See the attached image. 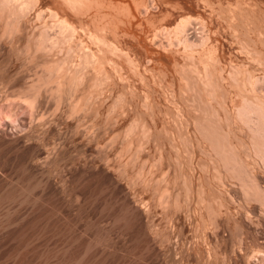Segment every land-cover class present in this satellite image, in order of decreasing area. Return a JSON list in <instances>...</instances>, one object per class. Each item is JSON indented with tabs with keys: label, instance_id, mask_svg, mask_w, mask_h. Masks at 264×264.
<instances>
[{
	"label": "rangeland",
	"instance_id": "1",
	"mask_svg": "<svg viewBox=\"0 0 264 264\" xmlns=\"http://www.w3.org/2000/svg\"><path fill=\"white\" fill-rule=\"evenodd\" d=\"M183 1L186 3L184 6L179 5L178 0H167L164 5L172 13H185L182 21L191 23L189 33L196 36L203 33V24L208 25L212 17L219 20L226 29L223 28L225 36L218 42L219 55L226 50L236 63L233 65L253 66L255 74L261 76L263 66L258 62L250 64L247 55L236 44L237 40L229 37V31L236 27L231 28L227 14L235 8L241 22L243 8L253 4L254 12L249 19L255 21V29L260 26V31L254 29L249 22L251 20H242L253 29L250 35L260 38L264 29V0H194L198 4L191 0ZM47 4L42 7L44 21L51 20L53 10L51 4ZM104 6L107 13V5ZM115 7H111V11L108 9L115 15L109 16V26L113 25L114 19L116 28H119V20L123 22L121 24L125 26L119 24L121 36L123 28L131 30V26L127 23V16L119 17L124 13L123 9ZM97 10L99 12L95 8ZM102 11L94 15L101 16ZM33 16L35 29L41 21ZM99 16L97 24L102 20L107 22V16ZM146 16L139 14L135 20L137 25L131 31L135 37H123L131 54L118 56L120 61L123 56V65L132 57L131 61H136L131 62L132 65L136 63L138 66L135 64L133 67L130 60L124 65L125 71L130 69V72H125V79L129 78L130 82L124 80L118 87L123 90L128 83L123 91L127 92L129 101L133 99L134 102L127 103L133 104L135 109L132 107L123 114H116L108 106L99 111L94 108H84L86 112L75 109L82 96V92L77 90L80 88L75 87L73 92L67 91L61 97L52 81H40L46 67V55L38 53L34 58V54L29 53V44L34 40L29 35L32 29L25 26L26 31L13 36L4 37L0 33V264H264V165L255 161V157L253 160V156H247V132L235 128L232 142L248 164V171L251 166L252 173L249 174L252 180L259 178L256 180L261 183L260 188L262 186V190L258 188L261 191L253 193L245 189L243 180L231 178L225 171L220 172L218 167H214L208 142H204L192 125L189 132L179 128L181 125H175V103L181 106L183 99L189 102L182 95L184 86L177 81L169 82L173 92L162 83L170 77L163 65H155L152 58L147 64L138 60L141 53L152 57L151 47L146 43L150 37L149 27L154 28L158 23L166 27L173 16L170 13L157 15L156 22L152 20L153 26H149L150 21L147 24ZM94 24H88L89 28L93 27L91 30L98 28ZM114 26L109 28L112 33L116 30H113ZM176 26L170 27V31H174ZM249 29L248 32L251 31ZM110 32L107 31L109 38L115 41L118 34L115 36L114 33L118 31L113 35ZM87 34L84 33L83 38L86 44L89 42ZM173 38V43L167 47L168 52L158 54L159 57L166 58L171 52L183 49L174 35ZM167 39L165 34L159 35L157 43H167ZM93 43L90 41L82 47L89 46V49ZM252 45L264 53L261 43ZM112 53L110 57H113ZM53 55L58 56L56 53ZM116 55L114 59H118ZM139 68L141 74L146 70L148 77L144 73L146 78L141 75ZM152 72L158 73H154L157 81L152 79ZM165 72L169 77H165ZM160 74L163 76H157ZM152 84L155 87L153 85L152 88ZM132 86L136 92L131 90ZM128 88L134 94L126 91ZM249 91L247 89L244 93ZM145 94L151 98L155 94L153 99L156 97L167 107L163 108L161 115L169 125L163 121L151 131L144 130L143 122L148 119L147 110L143 108L147 98ZM181 95L184 97L182 100ZM242 96L241 92L235 93L237 100ZM205 103L203 107L205 105V109L213 113L212 107ZM90 109L92 112L87 113ZM182 110L183 115H193ZM3 115L7 117L2 118Z\"/></svg>",
	"mask_w": 264,
	"mask_h": 264
},
{
	"label": "bare ground",
	"instance_id": "2",
	"mask_svg": "<svg viewBox=\"0 0 264 264\" xmlns=\"http://www.w3.org/2000/svg\"><path fill=\"white\" fill-rule=\"evenodd\" d=\"M155 1H157L158 4H155L156 3ZM166 1L167 0H146V5H144L143 3L145 2L144 0L143 2L142 1L138 2L137 0H133L131 2H129V0L127 1L126 0H44V1L42 0V2H39V0L38 1L37 0H0V33L4 37L8 35L13 36V34L20 33V31L22 30L26 31L25 26H28L27 27L28 29L29 28L32 29L33 32H31V34L29 35L30 36L32 35L31 37H33L34 40L32 42L30 41L31 44H29V47H28L30 51L29 53L31 55L34 54V58H36V55L38 53H43L44 55L47 56V57L46 56L44 57L46 58V61H45L46 67H45V70L42 76L39 78L40 81L42 79H43L42 80L43 82L47 81L45 83H48V80H49V83L50 81H52V83H54V86L56 87L57 92L61 95V97H63V95L66 94L67 91L71 92L72 89L75 87L80 88L77 90L82 92L81 93L82 99L80 98V102L78 101L79 103L77 105L75 104L76 106L74 105L75 109L83 110L84 108H92V109L94 108L97 111H99L104 106L105 107L108 106L110 110L112 107V110L114 109L116 114H121V113L123 114V112H126L133 107V104L132 105L129 104L133 99L131 98L132 100L129 101L128 98L130 97L127 98L126 97L127 92L123 91L125 90V88L128 87L127 85L130 82L128 80L129 78L125 79L127 78L125 72H130V69L129 71L128 70L125 71V69L127 68H125L124 65H126V62L129 60H130L129 63L136 62V61H131L132 57L129 60L127 59L124 65H123V62H121L123 60L122 59L123 56L120 57L121 61L119 60L118 58L119 54L124 53L123 55L127 54V56H129L128 54H131V52L130 53L128 52V50L131 51V49L129 48L128 50L126 49L127 43L125 42L123 37L124 35H131L132 37H135L134 33L131 31L134 28V26L137 25V23H135V20L137 19L139 14L140 15L146 14L147 24L150 21L151 23L149 22L150 23L149 26H151L153 24L152 20L153 21L154 19L156 20L158 17L157 15H160L163 13H170V15L173 16V18L172 20L168 22L166 27L159 26V23H158V26L154 23V25H156L154 26V28L149 27L148 36L150 37L146 41V43L148 44L149 47H151L150 54L152 57H146V55L142 53L140 54V58H139V55H136V54L134 55H136L137 58H139L138 60L140 63L143 62L147 64L149 62L148 59L152 58L154 59L155 65L157 66L163 65L167 70L166 72H169L168 74L170 75V77L165 72L166 73L165 77L168 76L169 78L165 79L164 81L160 77L159 79H161L162 83H164L166 86L169 87L168 83L169 82L173 83L174 81L179 82L180 86L182 87L184 86L183 89L185 90L184 91L185 93H183L182 91L183 94L182 93L180 94H182L183 96H186L185 98L189 99V102L187 103L188 100L186 101V99H183L187 103V106H186L185 101H183L186 106V107L184 106L183 108L181 106L184 104L181 103L182 105L180 106V104L175 103L173 107L174 108L173 112L175 111L177 113V114L175 113L177 116L175 120L173 119L175 121L173 122L175 123L176 126L181 125L179 127V128L182 127L181 129H188L189 126L192 125L201 134V136L204 139V142L205 143L208 142V145L210 146V149L212 152L211 159L213 161L214 167L215 168L218 167L220 172L225 171L227 174L231 176V178L233 177V178H238L240 180H243L244 183L243 182L242 183L244 185L243 184L242 185L245 187V189H248L249 191H252L253 193L258 192V190L261 191L262 190L261 189L262 186L260 188L261 183L257 181L259 180V178L258 179L256 178L257 179L256 180L254 178L255 176L253 177L259 183V185H257L256 181L254 179L252 180V178L250 177V174L252 173V171L250 173L251 166L248 171V164L245 163V161L241 158L242 156L240 157L239 154L241 153L238 150V146L235 147V145L233 144L234 142H232L233 130L234 132H236L237 130V129L235 130V128H238V130L240 128H241L240 130H245L247 132V137H248L247 140L249 141L248 143L249 147L247 144L249 154H247V156L248 157L253 156V160L256 159L255 161L259 163L261 162L262 165H264V86H263L264 85V72H263L264 71V56H263L264 53L263 51H261L262 49L260 50L259 48H256V45L255 46L252 45L254 43H261L262 46H264V29L262 28L263 30H262V35H261V33L258 32L260 31L259 29L260 26L259 28H256L257 30L259 29L256 32H258L261 35L260 38L255 37L254 35L251 36L250 33L251 32L253 33V29H251V27H249V25L245 23V21L242 20V19H246V20L249 19L251 17L250 15L252 14V12H254L253 8H251V6L253 5L251 3L252 1L250 2V4H252L251 6L250 5L248 7L245 6V8H243V11L242 9H240V11H242L240 14L242 15L243 13V18L240 19L241 22L238 21L239 18H238V14L235 8H231L229 10L227 14V18L230 21V25L232 26L231 28L233 29V27L234 28L236 27L235 30L229 31V35H230L229 37L233 40H237L236 44H238L240 50H242L247 55L250 64L252 65L257 64L258 62L259 65L263 66V71H262L263 74L261 73V76H258L257 74H255L256 72L255 70H253V66L252 68L251 67L246 68V66H243V65L242 66H239L238 64L233 65L236 63L234 62L232 57L227 55L228 52L226 50H223L222 53H224V55L221 53L223 57L222 58L220 57L221 54L219 55L220 51H218L220 50V45L218 44V42L223 35L225 36V33H224L225 28L223 27L224 26L223 23L220 24L219 20H216L215 18L212 17L211 19L213 20H211L208 25H206V23L203 24V30H204L203 33H201V35L196 36L195 34L189 33L191 23L188 21L186 22L182 21V18L185 15V13L184 14L172 13L170 10L165 8L164 3ZM190 2L198 4V2L194 0L193 1L191 0ZM47 3L51 4L50 6H52L53 10L51 12V17H50L51 20L48 19L49 21H44L42 20L43 19L42 18L43 17L42 7L43 6L45 7V5L43 4H47ZM138 3L140 4L143 3V4L139 5ZM177 3L182 6L186 4L183 0H178ZM215 4L216 3H213V5ZM106 5H107L106 9L108 11L107 13L104 12L105 9H103L102 7L104 6L105 8ZM115 5L116 7L122 8L125 13L124 14L120 12L121 14H119L120 16L119 15L118 16L119 17L127 16L126 17L128 18L127 23H129L131 26V30H129V28L128 30L127 29L124 30L123 28L124 31L122 30L121 32L123 33L122 34L123 36L121 35L122 38L119 34L120 33L119 24L123 22H121L119 19H116L120 21V22L118 21L119 28H116L117 25L115 24L117 21H115V24H114L115 19L113 18L114 20L112 19L113 21L111 22L113 23V25H111V27L109 26L110 23H109L108 18L109 16L114 15L113 13L109 12V10L110 11L113 10V8L111 7L113 6L115 7ZM100 6L102 7V9H100ZM95 8H98L99 12L103 10L102 12L105 13L106 15L105 14L103 15V13L101 14V16L96 15V14L94 15V13L96 12ZM256 10L258 11V9ZM115 13L117 15V12ZM32 14L34 15L32 18L38 19L39 22L41 21L40 25L36 23L38 26L35 29L32 26L33 25L32 24L33 21L31 19ZM102 15L107 16L106 17L107 22L106 20L103 21L101 18L102 21L98 20L101 22L97 24L98 22L96 19H98V16L103 17ZM121 19H123V17ZM251 21L249 22L252 23L253 25L255 21L254 22L253 21L251 22ZM90 23H95L98 28H96L95 30H91V28L93 27L89 28L88 24ZM34 24H35V21H34ZM245 24H247L248 27L251 29L250 32H248L249 28H246L247 25L245 26ZM174 25H177V26L174 29V31L171 32L170 27ZM39 26H41L40 29L38 28ZM112 26L115 27V28L113 27V30L116 29L114 32L118 31L116 33L113 32L115 36L118 34V36H116V39L112 38V39H115V41L111 40L110 39L111 37L109 38L110 34L108 35L107 33V31L110 32L109 28H112ZM122 26H125V25L123 24ZM254 29H255V26H254ZM96 30H98L99 32L98 31L96 32ZM83 31L85 34L88 33L87 35H89L88 36L89 39L87 38L89 42L87 44L84 43L85 40L83 39L84 38ZM113 33L111 35H113ZM162 34H165L168 37L167 43L164 41H162L161 43H157V37ZM227 34H228V31H227ZM173 35L177 38L178 42L181 43L183 49L180 51H176L175 53L171 52L172 54L167 56L166 58L159 57L158 54L162 55L168 52L167 47L173 43V39H174ZM90 41L95 42L93 43V46H95L94 44H97V46L96 47L92 46L93 47L92 48L90 45L89 49H87L89 46L82 47L83 44L88 45ZM113 50H115L114 53H116L117 55L112 53ZM54 53H56V55L58 56L54 57L53 55ZM111 53L113 54V57H110ZM114 55H116L118 59H114ZM136 56H134L135 59H136ZM154 57H158V58L155 59ZM126 58H130V57H126ZM163 61H166V62L164 63ZM135 64L136 63H134L133 65L135 66ZM135 67L138 68L137 64ZM154 70L157 71L155 68H153V71ZM139 71H141L140 68L138 69V72ZM138 72H135V73H138ZM145 72L146 70H144V72L142 71V74L141 72L139 73L141 75H143L144 73V75L147 76V73ZM163 72L161 73V70H160L161 74H163ZM152 73L153 74L150 73V75L154 77V73L156 74L157 72H152ZM161 74L157 76H161ZM127 75L129 76V74ZM143 76H141V79L143 78ZM149 77L152 78L151 76ZM155 77L152 79L155 80L156 79ZM157 79L155 81H157ZM124 80L126 81L128 80V83L126 85L127 87L124 86L123 90H120L119 89L120 87L118 86ZM142 80H145V79L143 78ZM146 80H148V78ZM153 80L152 81L150 80V82H153ZM150 82H147V84ZM156 83L154 84L157 85ZM41 84L44 85V83H41ZM130 84L132 85V83ZM130 84H129V87L131 86ZM154 84H152L151 87ZM158 84H159V80H158ZM132 88L133 86L131 87V90L134 91V88L133 89ZM170 89L174 92L172 88ZM247 89H250V91L247 93H244ZM128 90L130 89L128 88L126 91ZM131 90L129 93H133ZM147 91L145 93L148 94L149 91L148 92ZM154 91L156 92V90ZM186 92H188V94H186ZM236 92L242 93L243 96L240 100H237L235 98ZM24 96L22 95V97ZM146 96H145L146 99H144L145 102H143L144 103L143 108L145 107L147 110L146 115L148 116V119L143 122V127L145 128L144 130L149 131L150 129H155L157 125L159 123L162 124L163 121H164L163 122L164 124L166 123L168 124L169 121L164 120L161 115L163 113L162 112L163 108L165 109L167 107H164V104L159 102L160 100L158 101L156 97L153 99L155 94L154 96H152V98L148 97L151 95H146ZM183 96L181 97V100L182 98H184ZM109 100L111 101L109 102ZM205 100L207 104L204 102ZM127 101H129V103H127ZM204 103L212 107L211 110H213V113L211 112L209 113V111L205 109L206 108L205 105L203 107ZM136 106L138 105L136 104ZM187 107H189L188 108L189 110L186 109ZM181 109H183L182 111L184 112L186 110V113H189L190 111L191 113H193V115L190 113H189L190 115H183V112L181 114ZM137 110L139 109L137 108ZM90 112H92V110L87 113H90ZM222 113L224 114L222 115ZM187 116L189 117L193 116V117L188 118ZM6 117H4V115L2 116V118H6ZM134 126L135 125H133V127ZM146 131H144V133ZM188 132H189V129H188ZM133 135L135 136V134ZM173 137L174 136L172 135L171 137L172 140L174 139ZM244 187H243V190H245ZM258 188H260L261 190ZM262 192H260V194ZM247 194L252 195V193H249V192Z\"/></svg>",
	"mask_w": 264,
	"mask_h": 264
}]
</instances>
